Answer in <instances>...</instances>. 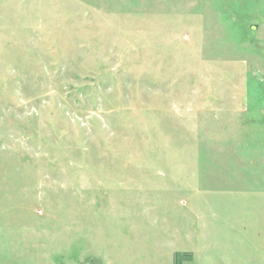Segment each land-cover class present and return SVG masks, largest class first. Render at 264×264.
I'll list each match as a JSON object with an SVG mask.
<instances>
[{
  "label": "rangeland",
  "instance_id": "374dc122",
  "mask_svg": "<svg viewBox=\"0 0 264 264\" xmlns=\"http://www.w3.org/2000/svg\"><path fill=\"white\" fill-rule=\"evenodd\" d=\"M261 231L264 0H0V264H264Z\"/></svg>",
  "mask_w": 264,
  "mask_h": 264
},
{
  "label": "trees",
  "instance_id": "16d2710c",
  "mask_svg": "<svg viewBox=\"0 0 264 264\" xmlns=\"http://www.w3.org/2000/svg\"><path fill=\"white\" fill-rule=\"evenodd\" d=\"M191 253L190 252H184V253H175L174 254V264H182L186 260L191 259Z\"/></svg>",
  "mask_w": 264,
  "mask_h": 264
},
{
  "label": "crops",
  "instance_id": "0c3cea01",
  "mask_svg": "<svg viewBox=\"0 0 264 264\" xmlns=\"http://www.w3.org/2000/svg\"><path fill=\"white\" fill-rule=\"evenodd\" d=\"M249 209L248 208H245V211H248ZM258 215H260V213L258 214ZM258 221H260V220H258ZM207 227V226H206ZM206 233V232H205ZM207 235H209V233H206ZM250 234H252V233H250ZM257 238L258 239V241L259 240H263L264 241V231H261V232H259V233H257V234H255L254 236H253V238ZM208 244H210V243H208ZM177 252H179V253H182V252H180L179 250H177ZM176 252V253H177ZM193 252V251H192ZM191 253V252H190ZM192 254V253H191ZM191 258H193V254L191 255ZM192 259H190L189 261H191ZM187 261V260H186ZM186 261H184V262H186ZM183 262V263H184ZM182 263V264H183Z\"/></svg>",
  "mask_w": 264,
  "mask_h": 264
}]
</instances>
